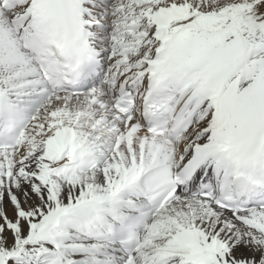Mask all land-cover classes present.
I'll return each instance as SVG.
<instances>
[{
    "label": "snow or ice",
    "instance_id": "snow-or-ice-1",
    "mask_svg": "<svg viewBox=\"0 0 264 264\" xmlns=\"http://www.w3.org/2000/svg\"><path fill=\"white\" fill-rule=\"evenodd\" d=\"M0 264H264V0H0Z\"/></svg>",
    "mask_w": 264,
    "mask_h": 264
}]
</instances>
